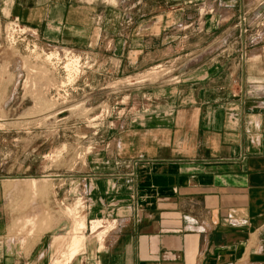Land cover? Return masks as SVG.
I'll return each instance as SVG.
<instances>
[{
	"label": "crops",
	"instance_id": "0c3cea01",
	"mask_svg": "<svg viewBox=\"0 0 264 264\" xmlns=\"http://www.w3.org/2000/svg\"><path fill=\"white\" fill-rule=\"evenodd\" d=\"M41 2L46 15L62 7L77 46L94 47L80 42L84 32L99 37L110 24L105 9V21L95 20L98 0H36L31 14H43ZM176 2L139 18L109 57L137 72L181 58L185 44L192 54L182 79L153 85V109L119 132L121 144L92 177L88 215L117 225L98 228L102 246L79 253L78 232L61 253L66 264H264V41L245 42L243 0ZM238 30L231 45L222 37ZM0 224V264H51L47 233L25 242L4 231L2 215Z\"/></svg>",
	"mask_w": 264,
	"mask_h": 264
},
{
	"label": "rangeland",
	"instance_id": "374dc122",
	"mask_svg": "<svg viewBox=\"0 0 264 264\" xmlns=\"http://www.w3.org/2000/svg\"><path fill=\"white\" fill-rule=\"evenodd\" d=\"M176 1L98 0L95 20L105 21L104 9L112 14L99 37L95 31L84 32L80 42L94 39L92 47L77 46L75 39L68 42L77 31L63 29L59 4L49 7L46 15L41 2L38 10L43 14L33 15L36 0H0V216L4 231L21 241L47 233L51 264L78 232L84 236L78 253L92 244L102 246L91 228L93 220L117 222L88 215L92 177L121 144L119 132L134 117L153 109V85L182 79L192 54L185 44L181 58L174 54L137 72H123L119 65L115 69V59L109 57L116 55L120 48L116 45H122L139 18ZM243 4L245 11L238 13L237 23L243 26L239 27L245 42H263L264 0ZM213 5L215 1L212 9ZM87 10L85 18L92 20L93 9ZM228 17L235 23V15ZM240 31L222 37L231 45ZM117 163L130 166V160ZM32 179L41 180L33 185ZM83 219L84 230L78 226Z\"/></svg>",
	"mask_w": 264,
	"mask_h": 264
},
{
	"label": "bare ground",
	"instance_id": "6f19581e",
	"mask_svg": "<svg viewBox=\"0 0 264 264\" xmlns=\"http://www.w3.org/2000/svg\"><path fill=\"white\" fill-rule=\"evenodd\" d=\"M57 51V50H56ZM58 52V51H57ZM69 52V51H68ZM59 53V52H58ZM51 54H53V53H51ZM55 54H57V53H55ZM54 54V55H55ZM50 55V54H49ZM61 55V54H60ZM73 56V55H72ZM55 57V56H54ZM58 57V56H57ZM56 57V58H57ZM60 58V57H59ZM51 59V58H50ZM58 59V58H57ZM70 64H72V62L71 63H69L67 66L69 67V65ZM66 67V66H65ZM66 69V68H65ZM74 74V73H73ZM71 75H72V73H71ZM36 181L37 180H34L33 179V185H35V183H36ZM93 222V225H92V229H93V232L94 231H97L98 230V228H100L101 226H104L105 228L104 229H110V228H112V227H115L114 226V224H116V223H114V224H110L109 223V225H106L108 222H103L102 220L100 221V220H96V221H92ZM77 225V224H76ZM79 225H81V227L79 226ZM78 226L80 227V229H83V228H85L86 227V224L84 223V221H81V220H79V222H78ZM78 227V228H79ZM77 229V228H76ZM102 229V228H101ZM107 231V230H106ZM103 232H105V231H103ZM102 232V233H103ZM108 232V231H107ZM99 234V233H98ZM104 234V233H103ZM106 235V234H105ZM99 237H101V236H99ZM104 238V237H103ZM102 241V240H101ZM74 248V247H73ZM72 248V249H73ZM68 251V250H67ZM70 253V252H69ZM71 254V253H70ZM67 255H68V253H67ZM68 257V256H67ZM66 255H65V252L63 253V254H61L57 259H56V261H55V263L54 264H66L67 263V261L68 260H66ZM68 259V258H67Z\"/></svg>",
	"mask_w": 264,
	"mask_h": 264
}]
</instances>
